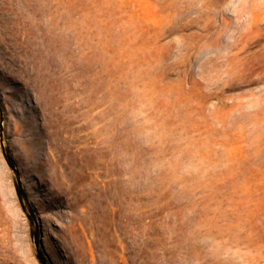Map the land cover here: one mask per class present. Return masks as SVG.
<instances>
[{
	"label": "rangeland",
	"instance_id": "374dc122",
	"mask_svg": "<svg viewBox=\"0 0 264 264\" xmlns=\"http://www.w3.org/2000/svg\"><path fill=\"white\" fill-rule=\"evenodd\" d=\"M34 237L45 264H264V0H0V264Z\"/></svg>",
	"mask_w": 264,
	"mask_h": 264
},
{
	"label": "trees",
	"instance_id": "16d2710c",
	"mask_svg": "<svg viewBox=\"0 0 264 264\" xmlns=\"http://www.w3.org/2000/svg\"><path fill=\"white\" fill-rule=\"evenodd\" d=\"M5 158H6L7 163L9 164V166L13 168L14 162H13L11 155L9 153H5ZM15 188H16V193H17L18 197L21 198L22 190H21L18 182L16 183ZM31 217L33 218V215H31ZM34 243L36 245V250H37L36 256H37L39 262L41 264H45V257L43 255V252H42L40 246H39V241H38L37 237H34Z\"/></svg>",
	"mask_w": 264,
	"mask_h": 264
}]
</instances>
